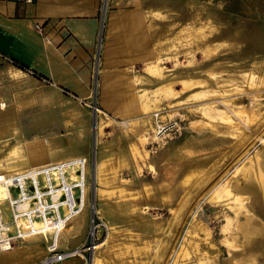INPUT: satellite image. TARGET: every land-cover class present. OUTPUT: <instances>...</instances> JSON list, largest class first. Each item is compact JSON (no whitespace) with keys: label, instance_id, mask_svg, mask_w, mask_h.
Segmentation results:
<instances>
[{"label":"rangeland","instance_id":"rangeland-1","mask_svg":"<svg viewBox=\"0 0 264 264\" xmlns=\"http://www.w3.org/2000/svg\"><path fill=\"white\" fill-rule=\"evenodd\" d=\"M146 6L153 18L147 19L148 34L156 33L153 52L147 66L127 68L120 112L109 114L94 93L88 99L60 94L79 108L75 141L88 160L94 196L100 181L96 207L109 226V237L100 240L107 251L94 252L92 264L95 257L98 264H264L263 186L253 182L259 210L252 209V193L209 203L214 187L241 185L243 167L264 154V0H148ZM183 81L190 86L184 89ZM92 86L96 90L95 80ZM36 104L44 107L40 99ZM50 105L59 116L57 104ZM233 108L252 112L254 119L240 123ZM154 114L175 125L160 141L152 134ZM32 123L21 125L26 133ZM59 133L65 139L72 134ZM76 221L83 224V217ZM199 224L209 236L193 230ZM192 238L208 246L201 252L206 261L182 262L190 256H183L182 241Z\"/></svg>","mask_w":264,"mask_h":264},{"label":"crops","instance_id":"crops-1","mask_svg":"<svg viewBox=\"0 0 264 264\" xmlns=\"http://www.w3.org/2000/svg\"><path fill=\"white\" fill-rule=\"evenodd\" d=\"M147 3L0 0V146L4 148L0 150V173L85 157L74 133L82 123L79 108L60 94L66 91L88 99L94 93L109 114L120 112L119 104L127 100V68L147 66L153 52L156 33L147 31V19L152 18ZM157 13L153 9L151 16ZM37 99L44 107L37 109ZM51 103L57 104L59 116H53ZM31 123L26 133L21 125ZM39 124L44 126L42 132L49 129L51 134L40 136ZM61 130L71 131V137L65 139ZM69 154L75 157L62 160ZM75 218L65 229L68 234L61 233L63 249L84 239L88 216L84 229L83 224L76 226ZM46 247L41 236L39 240L22 239L0 252V264H42ZM56 264L83 262L72 258Z\"/></svg>","mask_w":264,"mask_h":264},{"label":"built area","instance_id":"built-area-1","mask_svg":"<svg viewBox=\"0 0 264 264\" xmlns=\"http://www.w3.org/2000/svg\"><path fill=\"white\" fill-rule=\"evenodd\" d=\"M174 128L171 121L153 115L154 138L164 139ZM88 174V163L81 158L0 174V189L6 191L0 197V252L10 250L27 236L40 235L48 244L43 263L80 258L84 264H92L93 253L100 240L108 236L109 227L99 215ZM85 187L88 191L85 237L79 245L63 249L61 232L82 212ZM1 202H5V207Z\"/></svg>","mask_w":264,"mask_h":264},{"label":"bare ground","instance_id":"bare-ground-1","mask_svg":"<svg viewBox=\"0 0 264 264\" xmlns=\"http://www.w3.org/2000/svg\"><path fill=\"white\" fill-rule=\"evenodd\" d=\"M183 83V85H184V89L185 88H187V86H190L189 85V82H187V81H183L182 82ZM209 108H206V110H208ZM232 110H234L235 112L233 113L234 114V116L237 118L238 117V119H239V121H240V123L242 122V123H244L245 125H247V124H250V121H252L253 119H254V116H255V114H253L252 112H246V111H240L241 109H236V108H233ZM211 114H213V113H211ZM209 117H206V118H208V120H210L211 121V119L213 120V117L212 116H215V114L214 115H212V116H210V115H208ZM239 121H238V123H239ZM238 123H233L232 124V126H233V128L235 129V130H238L237 128L239 127V124ZM125 124V123H124ZM237 124H238V126H237ZM149 130V129H148ZM240 134V133H239ZM245 137V136H244ZM155 139V141H160L159 140V138H157V137H155L154 138ZM259 139H260V137H259ZM244 140V138H242V135L240 134L239 135V140H238V143L239 144H241V141H243ZM261 141H264V139H260ZM256 156H254L255 158H253L254 159V161H256V163L254 162V164L255 165H253V164H251L253 161H252V159H250L249 158V161H250V166H246L245 168L243 167V170H242V173L244 174H242L243 175V177H244V179L246 180V182L247 183H245V180H244V182H241V185H235V186H233V188L232 187H230V185L227 183V182H225L224 184H222V185H219V186H217V187H214L212 190H211V192H210V197H209V199H210V201H209V203H211L212 201L211 200H213L214 202H216V201H220L221 199H223L224 200V195H227V197L229 196V198L228 199H230V195H232L233 194V196H235L236 195V193H238V195L239 194H241V193H252V198H253V200H252V202H253V205H252V209H257V210H259L260 209V206H261V203H260V201H261V195H260V193L257 191V189L255 188V186L253 185V182L254 181H256V183L259 185V186H263V188H264V154H262V155H260V154H255ZM12 157L14 156H16V157H19L18 155H16V154H13L12 153V155H11ZM73 157H75V155H66V157H64V158H62V160L63 159H66V158H73ZM79 158H81V159H85L86 160V163H88V160L85 158V157H76V159H79ZM261 158V159H260ZM73 159H75V158H73ZM240 159V158H239ZM1 160H2V158H0V164H1ZM71 160V159H70ZM9 161V160H8ZM7 164V163H6ZM97 167H98V165H97ZM97 167H96V171L98 170L97 169ZM13 168V167H12ZM14 168H20V167H17V166H15ZM36 168V167H35ZM28 169H31V168H28ZM240 169V168H239ZM99 171V170H98ZM98 173V172H97ZM0 174H2V173H0ZM97 178V177H96ZM219 181V180H218ZM97 182L99 183L100 181H99V179H98V181H97V179H96V183H95V186H96V191H94V194H95V200L96 201H98V200H100V188H99V185L97 184ZM217 182V181H216ZM217 184H219V183H217ZM217 184H215V185H217ZM236 184V183H235ZM214 185V186H215ZM94 190H95V188H94ZM86 187H85V189H84V197H85V202H84V207H83V210L85 209L86 210V201L88 202V200H87V195H86ZM233 191V192H232ZM6 193V191L4 190V189H0V197H2L4 194ZM97 194H98V196H99V198L97 197ZM262 195H264V191H262V193H261ZM232 196V197H233ZM241 196V195H240ZM242 197H244V196H242ZM98 198V199H97ZM236 198H238V197H236ZM245 198V197H244ZM227 199V200H228ZM240 199V198H239ZM233 200H234V198H233ZM241 200V199H240ZM1 201H3V200H1ZM222 201V200H221ZM230 201V200H229ZM243 201V200H242ZM233 202V201H232ZM235 202V201H234ZM244 202V201H243ZM3 203V205L5 204V202H1V204ZM227 203V202H226ZM235 203H237V204H240V203H238V202H235ZM228 204V203H227ZM230 204V203H229ZM236 204V205H237ZM243 204V203H242ZM250 205V206H251ZM240 206V205H239ZM237 207V206H236ZM182 208H183V206H182ZM235 208V207H234ZM83 210H82V212H83ZM84 210V211H85ZM88 210V209H87ZM182 209L181 208H179V210H178V217H180V215L182 214ZM240 211V210H239ZM81 212V213H82ZM228 212V211H227ZM235 212L236 213H238L236 210H235ZM80 213V214H81ZM87 213V212H86ZM86 213L85 212H83V214L82 215H80V214H78V216L80 215V216H82L83 217V225H82V228L84 229V227H85V224H84V222H86ZM234 213V212H233ZM6 214V213H5ZM107 215H112V214H107ZM3 216H4V214H3ZM79 216V217H80ZM113 216V215H112ZM75 217H77V216H75ZM74 217V218H75ZM84 217H85V219H84ZM78 218V217H77ZM77 218H75V220L77 219ZM73 219V218H72ZM71 219V220H72ZM113 220V219H112ZM246 221H247V219H246ZM243 225V223L241 224L240 223V225L239 226H241V227H243L242 226ZM109 227V226H108ZM193 230L194 231H196V229L197 230H201V231H204V234H205V236L207 237V236H209L210 235V233L206 230V228L203 226V224H199V225H194L193 227ZM225 229H228V227L227 226H225L224 227ZM156 229V228H155ZM235 229V228H234ZM224 230V229H223ZM64 231V230H63ZM62 231V232H63ZM259 233H260V230H257ZM256 231V232H257ZM61 232V233H62ZM238 232V231H237ZM65 234H68V229L67 230H65V232H64ZM248 230H246L245 232H243V234H244V236L245 237H248ZM109 234H110V232H109ZM109 234H108V236H107V238L109 237ZM113 235V234H112ZM111 235V236H112ZM39 236L40 235H33V236H27V237H25V238H23V240H33V239H35V240H39ZM110 236V237H111ZM195 236H199V233H196V235ZM234 236V235H233ZM206 237H204V240L206 239ZM106 238V239H107ZM238 238V237H237ZM22 240V239H21ZM112 241V237H111V239H110V241H108L107 242V244L108 243H110ZM188 240H185V239H183V251H182V254H183V256H188L189 254H190V256H188V258H184V259H182V262H184V261H186V262H189V261H191L192 259H198V260H203V261H206V259H207V257H205V254H202L201 252H202V249L204 248V249H207L208 248V246L207 245H204V243H202V242H200V241H198V243H197V241L195 240V239H189V241L187 242ZM203 241V240H202ZM254 242V241H253ZM105 243H101V244H99L97 247H96V249H95V252L97 253L98 252V254L100 253V254H102V255H104L105 253H106V251L107 250H103L102 248H103V245H104ZM48 245V244H47ZM184 247H186V249L184 248ZM99 250V251H98ZM210 250V249H209ZM221 251V250H220ZM46 254H47V247H46ZM207 255V254H206ZM216 256V255H215ZM217 258V257H216ZM80 259V258H79ZM214 259V258H213ZM82 260V259H81ZM217 260V259H216ZM83 261V260H82ZM209 261V260H208ZM207 261V262H208ZM212 261V260H211ZM221 261V260H220ZM84 262V261H83ZM94 262H95V264H98V262H99V260H98V258H94ZM209 263H212V262H210L209 261ZM208 263V264H209ZM214 263V262H213ZM42 264H45V263H43L42 262ZM193 264H195V263H193ZM207 264V263H206Z\"/></svg>","mask_w":264,"mask_h":264}]
</instances>
